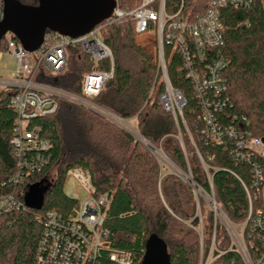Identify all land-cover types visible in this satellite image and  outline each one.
Listing matches in <instances>:
<instances>
[{
  "label": "trees",
  "instance_id": "16d2710c",
  "mask_svg": "<svg viewBox=\"0 0 264 264\" xmlns=\"http://www.w3.org/2000/svg\"><path fill=\"white\" fill-rule=\"evenodd\" d=\"M19 1L37 4V0ZM139 2L132 0L131 8ZM2 10L0 0V18ZM222 20V53L229 60L226 76L233 107L223 111L221 119L231 124L237 118L238 125L246 118L245 131L264 138V0H255L246 11L225 9ZM96 28H100V38L111 50L113 60L95 64L80 45L69 46L66 69L56 78V85L81 96L85 74L113 70L112 79L93 103L121 120H136L135 128L147 144L84 106L59 100L54 115L32 124L39 130V138L52 146L47 152L50 162L43 172L30 177L19 192L24 190L26 195L32 186L45 182L55 168L56 175L40 210L21 209L0 217V264H39L37 252L46 214L54 212L68 219L78 209L79 201L64 192L67 174L73 169L87 171L96 195L107 194L110 198L105 230L112 249L129 251L134 264H142L147 241L155 236L167 246L169 264H200L201 256L203 259L211 248L215 214L195 194L193 184L206 194H213L229 220L240 224L248 217L249 203L243 184H252L251 166L234 160V141L227 139L226 146H216L201 137L199 104L178 54L171 56V49L165 48L171 86L187 102L183 110L186 126L181 120L177 124L173 115L162 108L159 99L165 85L157 54L138 39L134 23L104 22ZM54 35L47 32L44 44H52ZM0 48H5L4 39L0 40ZM15 95L13 89L0 88V195L15 188L3 186L16 166L11 146L16 121L11 103ZM150 149L162 150L174 165V172L190 179L183 180L170 172L164 176L166 167ZM257 159L264 165V157ZM250 194L253 210L264 209L262 196H256L255 191ZM21 201L24 202V196ZM221 229L218 222L216 240ZM228 247L224 231L217 248L222 251ZM232 258L233 254L220 256L213 264H227Z\"/></svg>",
  "mask_w": 264,
  "mask_h": 264
},
{
  "label": "built area",
  "instance_id": "2783aa9c",
  "mask_svg": "<svg viewBox=\"0 0 264 264\" xmlns=\"http://www.w3.org/2000/svg\"><path fill=\"white\" fill-rule=\"evenodd\" d=\"M131 1L114 0L116 6L113 15L105 22L132 21L141 43L149 50L153 48L156 51L158 69L165 85L164 94L159 99L162 108L173 115L177 124L181 120L186 126L183 110L187 102L171 86L167 75L165 48H170L171 56L178 54L180 57L182 70L199 104L201 137L216 146H226L227 139L234 141V160L248 162L251 166L252 184L250 187L243 184L249 203L248 217L240 224L229 220L217 206L213 194H206L193 184L197 196L208 197L207 203L215 214L212 245L206 262L201 256L200 264H210L215 252L219 253L217 258L233 254L234 258L227 264H264V209L253 210L250 194V191H255L256 196H262L264 165L257 158L264 157V138L254 137L245 131L246 118L240 120L238 125L237 118L231 124L221 119L222 112L233 107L226 76L229 60L222 53L225 46L222 12L225 9L250 10L255 0H139L134 8L130 6ZM99 32L100 28H95L78 39L55 34L52 44H43L35 53H27L11 33L4 37L5 48H0V57L7 56L16 61L14 76L10 79L0 77L1 89L16 91L11 103L16 113L11 139L16 166L14 173L3 183V186L15 188L10 193L0 195V217L27 209L21 201V197L25 198V191L19 192V189L25 186L30 177L43 172L50 162L47 152L52 148L48 141L39 138V130L32 124L39 118L54 115L59 109V100L84 106L105 118L111 116L121 120L93 103L112 79L113 70L85 74L81 96L56 85V78L66 69V49L69 46L80 45L95 64L105 59L113 60L111 50L103 43ZM43 70H48L55 77L53 83L43 82ZM160 158L163 162L169 160L165 155ZM67 176L83 189L86 198L78 200V209L68 219L54 212L46 214L37 262L134 264L131 252L112 249L108 244L105 222L110 206L109 196L96 195L91 176L83 169L70 170ZM218 222L229 239V247L222 251L215 246Z\"/></svg>",
  "mask_w": 264,
  "mask_h": 264
},
{
  "label": "water",
  "instance_id": "95a60500",
  "mask_svg": "<svg viewBox=\"0 0 264 264\" xmlns=\"http://www.w3.org/2000/svg\"><path fill=\"white\" fill-rule=\"evenodd\" d=\"M115 6L114 0H37L33 6L19 0H3L0 40L11 33L27 53H35L44 44L47 32L81 38L110 19ZM150 151L160 158L157 152ZM175 173L186 180L179 172ZM43 183L32 186L25 195L27 209L43 207L48 189L42 188ZM142 264H169L167 246L155 236L147 241Z\"/></svg>",
  "mask_w": 264,
  "mask_h": 264
},
{
  "label": "rangeland",
  "instance_id": "374dc122",
  "mask_svg": "<svg viewBox=\"0 0 264 264\" xmlns=\"http://www.w3.org/2000/svg\"><path fill=\"white\" fill-rule=\"evenodd\" d=\"M15 70H16V61H15V59L10 58V57H7V56L0 57V77H2L4 79H10V78H12L14 76ZM161 81H163V77L161 78ZM156 91L157 90H155L153 92H156ZM107 119H109L110 121H113L114 123H116L117 125H119L121 128H124L125 130H127L128 132H130L133 136H135L137 139L142 140L144 142V144H147L146 141H144L140 137L137 129L135 128L136 123H137L136 120H130V121L116 120V119H113L111 116H110V118L108 117ZM157 154L160 157H163V155L166 156V154L162 150H158ZM156 158L167 169V170L164 171V174H165L164 176H166L169 172L172 173V174H175V172H174V165L169 160H167V161L164 160L165 162H163L161 158H159L157 156H156ZM56 172H57V168H55L51 172L50 176L48 177V180H46L42 184V188H45V187L47 188V187L50 186V183L52 182V179L55 177ZM183 177L185 179H187V181H188V178L185 175H183ZM64 192L67 195L73 196L77 200H80V201L81 200H84L86 198V193L83 191V189L78 184H76L74 182V180H73L72 177H68L67 178L66 183H65V186H64ZM204 198H202V199L205 201L206 205L209 206L208 203H207V201L209 200L208 197L205 195ZM262 199H263V204H264V187L262 189ZM202 212L204 214L203 209H202ZM200 232H202V231H200ZM223 236H224V229L222 227V229L219 231V235H218L219 239L217 238V240L215 242V246L216 247L219 246L220 242H222ZM203 239H204V242H206L207 239H206L205 236H204ZM212 240H213V238H212ZM211 245H212V243H211ZM208 255H209V253L206 256H203V262L204 263L206 262V260L208 258ZM216 259H217V256H215V254H214L213 257L210 259V264H213L216 261Z\"/></svg>",
  "mask_w": 264,
  "mask_h": 264
},
{
  "label": "crops",
  "instance_id": "0c3cea01",
  "mask_svg": "<svg viewBox=\"0 0 264 264\" xmlns=\"http://www.w3.org/2000/svg\"><path fill=\"white\" fill-rule=\"evenodd\" d=\"M43 73H45V77H43V82L45 83H53L54 82V76L49 72L48 70H43Z\"/></svg>",
  "mask_w": 264,
  "mask_h": 264
}]
</instances>
